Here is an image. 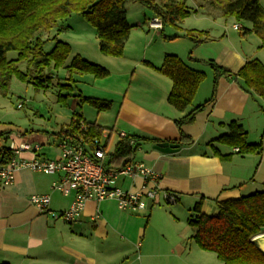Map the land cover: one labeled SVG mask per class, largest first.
I'll return each mask as SVG.
<instances>
[{"label": "crops", "instance_id": "obj_1", "mask_svg": "<svg viewBox=\"0 0 264 264\" xmlns=\"http://www.w3.org/2000/svg\"><path fill=\"white\" fill-rule=\"evenodd\" d=\"M192 1L195 9L188 5L191 0L187 5L192 10L191 16H196L197 23L188 26L185 19L178 24L179 28H175L176 32L167 37L174 39L177 47L175 51L178 54L172 55L207 75L193 105L184 112L169 103L173 82L157 70L170 54L149 53L150 45L141 54L132 49L135 47L132 42L139 35L136 30L142 28V22H133L128 9V21L133 30L123 57L103 55L96 33H73L65 40L56 36L57 30L47 33L49 39H58L72 47L65 71L77 56L109 71L110 76L102 80L89 75H75L74 94L111 102L112 107L106 112L115 115L113 127H107L110 124L104 121L103 115H99L95 122L88 120L82 112L83 104L79 98H74L73 113L63 114L64 124L61 120L60 128L51 132H14L3 130L0 125V134L8 133L0 139V144L10 150L26 143L39 145L38 155L41 158L57 160L61 153V136L78 114L84 121L94 123L105 131L114 130L117 134L118 140L112 153H107L111 135L104 140L108 163H111V156L121 140V133L140 138L141 141L136 140L139 150L135 159L152 167L160 176L161 192L158 203L150 204L140 212H123L115 200L89 201L79 218L67 224L40 213L30 200L34 195H48L52 211H68L75 193L64 196L53 189V184L61 179L62 174L45 175L25 169L19 171L14 184L7 187L0 179V264H191L189 257L198 255L193 247L196 231L190 226L196 204L202 201L201 213L215 216L219 213L220 203L264 190V99L254 91H244V81L233 76L248 62L258 58H254L255 54L251 52H244L242 46L229 38V34H214V27L218 26L216 22L226 18L212 4L213 0ZM203 24L205 26H200ZM236 25L239 24H235L233 29L240 32L243 28L239 25L241 29L236 30ZM193 30L207 33L209 40L195 45L184 38L186 31ZM215 45L220 47L217 53L212 54ZM212 56L214 59L210 61L216 62L231 75L218 79L216 100L196 114L193 122L183 125V132L191 141L181 142L177 121L184 120L213 95L216 76L205 59ZM63 93L67 95L69 92L65 90ZM70 98L73 97L68 100ZM68 100L59 103L67 106ZM232 122L248 133L249 143L263 144L261 155H241L238 148L217 142L218 138L230 132ZM254 134H258L261 141L252 140ZM154 142L179 147L168 151ZM21 157L33 159L36 156L34 152H24ZM121 186L128 189L129 182ZM165 193H172L177 202L168 203ZM165 204L175 206L169 211L175 217L173 230L162 219L168 212ZM183 209L188 212L184 229L176 225L181 224L177 215Z\"/></svg>", "mask_w": 264, "mask_h": 264}, {"label": "trees", "instance_id": "obj_2", "mask_svg": "<svg viewBox=\"0 0 264 264\" xmlns=\"http://www.w3.org/2000/svg\"><path fill=\"white\" fill-rule=\"evenodd\" d=\"M132 0H0V98L8 97L14 78L21 82L33 84L37 91H47L54 86V79H59L55 71L63 69L72 53V47L55 39V47L47 53L42 34L57 30V34L67 31L62 22L72 14H80L97 32L101 53L109 57H123L133 27L128 21L127 5ZM142 7L161 18L164 28L178 24L191 16L188 0H135ZM224 18H236L237 21H248L252 29H246L243 36L254 33L264 42V7L260 0H213ZM168 39L167 37H165ZM184 38L195 45L209 40L207 33L186 31ZM176 39V38H175ZM174 40V39H172ZM16 52L17 59H8V53ZM215 73L213 95L205 104L196 107L184 120L177 121L181 130V142L191 139L183 132V125L194 121L196 114L216 100L218 79L230 76L229 71L221 68L216 62H207ZM22 66L25 70H22ZM162 75L173 82L169 103L177 110L184 112L193 105L196 95L206 80V74L190 68L181 58L175 55L166 56L161 68ZM66 84L59 82L61 91L59 102L66 103L69 97L79 98L81 104L94 107L98 112L111 109L112 103L106 100L84 97L74 94V76H94L102 80L110 76L104 67L77 56L71 66L66 68ZM235 79L245 83L244 91H254L264 99V65L259 60L248 62ZM62 80V81H63ZM61 81V80H60ZM62 93V92H61ZM75 119H82L78 114ZM74 120L68 127L74 126ZM88 123V122H87ZM90 125L92 137L102 138L105 129ZM230 132L218 138L217 142L238 148L239 154L263 153V144H252L248 133L236 122L229 125ZM8 133L0 134V139ZM132 140L140 138L128 136L116 145L111 156V164H127L135 159L139 145L133 147ZM156 143V142H154ZM158 146L161 142L156 143ZM14 156L13 150L0 144V165L7 164ZM202 201L193 210L194 216L190 226L195 229L194 239L201 250L217 255L222 264H264V250L257 242L264 232V190L237 200L219 204V213L207 216L201 213Z\"/></svg>", "mask_w": 264, "mask_h": 264}, {"label": "built area", "instance_id": "obj_3", "mask_svg": "<svg viewBox=\"0 0 264 264\" xmlns=\"http://www.w3.org/2000/svg\"><path fill=\"white\" fill-rule=\"evenodd\" d=\"M152 30H162L164 24L161 18L155 17L149 24ZM240 30L239 25L235 26ZM23 103L18 108L22 109ZM128 135L123 132L121 139ZM102 138L92 137L90 125L83 119H75L73 127H67L61 136L59 148L60 157L57 160H48L38 155L41 147L26 143L14 147L13 158L5 165H0V179L7 187L14 184L16 174L22 170H30L45 175L62 174L60 180L53 184V189L64 196L75 193L70 209L59 213L51 210V198L48 195H34L32 205L42 214L49 215L53 220H61L67 224L75 222L85 209L89 201L103 202L115 200L123 212H140L150 204L158 203L161 189L160 176L154 169L142 161L133 159L127 164L114 165L106 160V145ZM131 145L137 147V141ZM24 152H34L35 158L23 159ZM107 162V163H106ZM129 182V188H122L121 184ZM165 199L170 204L177 202L172 193H165Z\"/></svg>", "mask_w": 264, "mask_h": 264}, {"label": "rangeland", "instance_id": "obj_4", "mask_svg": "<svg viewBox=\"0 0 264 264\" xmlns=\"http://www.w3.org/2000/svg\"><path fill=\"white\" fill-rule=\"evenodd\" d=\"M260 4L264 7V0H260ZM191 8L195 7L193 6V1L188 4ZM128 11H130L131 18L134 20L133 22H136L140 20L142 22V28L139 30H136L139 34L137 38L132 42V44H135V47L132 48L134 51L141 54V52L146 49L147 45L151 46V49L149 50V53L152 52H158L161 54L164 52V54H178L177 47L174 44V40L172 39H166L165 37H168L176 32V29L172 25H168L162 30H151L148 26L150 24V21H152L155 17L153 16V12L150 10L142 7L139 3H137L135 0H132L128 6ZM148 25H147V21ZM186 25L188 26H194L197 23L196 16L192 15L188 17L186 20ZM218 26L214 27V34L221 36L226 35L231 40H233L236 44H239V46H242L244 52L252 54H255L254 58L260 59V62L264 65V42L260 37L257 35L255 36L254 33H252L251 37L245 38L243 36L244 31L246 29H249L252 27V24L248 21H237L236 18H228V19H221L218 22H216ZM235 24H239L243 29L240 32H236L233 29V26ZM62 25L67 29L66 32L61 33L58 36V38L61 37V39H66L67 36H72L73 33H76L78 35L80 34H87L88 32L96 33V29L88 23L82 15L80 14H72L68 19L64 20L62 22ZM200 26H205L200 25ZM133 30V29H132ZM226 33V34H225ZM63 34V35H62ZM221 34V35H220ZM43 41H45L44 50L47 53H50L54 47H55V41L49 37H47V33L42 34ZM247 37V36H246ZM57 38V37H56ZM242 41V43H240ZM131 44V45H132ZM180 45L181 42H179ZM220 46L215 45L214 51L212 54H215L218 52V49ZM178 48H182L178 46ZM126 51V49H125ZM200 51V50H199ZM191 52V51H190ZM18 54L16 52H10L8 53V59L14 60L17 59ZM206 63L210 61V59H214V57H207L205 58ZM211 67V66H210ZM65 68V67H64ZM60 69L59 71H55V75L59 77V79H54V86H52L47 91H37L35 86L33 84H27L21 82L18 78H14L11 84L10 93L8 97H1L0 98V125L2 126L3 130H15L16 131H52L60 128L62 124L60 121L64 118L63 114H72L73 113V104L75 99L70 98L68 100L67 106L62 105L59 103V96L65 95L63 91H61V87H59L57 84L59 82H64V78H66L67 72L65 69ZM22 70H25V67L22 66ZM63 80V81H62ZM207 80V76H206ZM205 80V82H206ZM62 92V93H61ZM23 103V108L19 109L18 106ZM83 111L85 117L90 120L91 122H95L99 115H103L104 121L107 124V127L112 128L113 122L115 121V115L108 114V112L104 114H99L98 111L89 105H83ZM81 112V110H78ZM62 114V118L61 115ZM63 124L64 121L62 120ZM64 126V125H63ZM114 131V130H113ZM111 132L109 130L105 131V135H111V139L108 143L107 147V153H112L115 148L116 141L118 140V136L116 133ZM252 140H260L261 137H259L258 134L252 135ZM164 207L167 208V214L162 218L167 224L170 225V228L172 230L175 228L172 226L173 221L175 220V217H173L169 211L170 209L173 210L174 205H164ZM181 213L177 215L179 218V223H176V225H180L181 228H186L187 223L185 216L187 217L188 212L186 210H181ZM169 233H172L170 230H168ZM257 239V242L260 243L262 249L264 245V232L261 236H259ZM196 243V242H195ZM193 243L194 249H196L197 256H190L189 259H191V264H222V262L218 259L217 255L210 252H201V248Z\"/></svg>", "mask_w": 264, "mask_h": 264}, {"label": "water", "instance_id": "obj_5", "mask_svg": "<svg viewBox=\"0 0 264 264\" xmlns=\"http://www.w3.org/2000/svg\"><path fill=\"white\" fill-rule=\"evenodd\" d=\"M160 148L166 149L168 151H174L176 149H178V145H174V144H170V143H162L159 146Z\"/></svg>", "mask_w": 264, "mask_h": 264}, {"label": "bare ground", "instance_id": "obj_6", "mask_svg": "<svg viewBox=\"0 0 264 264\" xmlns=\"http://www.w3.org/2000/svg\"><path fill=\"white\" fill-rule=\"evenodd\" d=\"M263 250H264V245H263Z\"/></svg>", "mask_w": 264, "mask_h": 264}]
</instances>
